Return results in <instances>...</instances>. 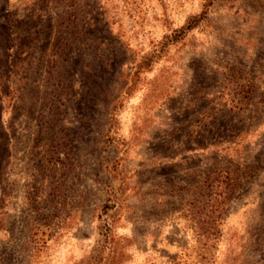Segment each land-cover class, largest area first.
I'll use <instances>...</instances> for the list:
<instances>
[{
	"label": "rangeland",
	"instance_id": "rangeland-1",
	"mask_svg": "<svg viewBox=\"0 0 264 264\" xmlns=\"http://www.w3.org/2000/svg\"><path fill=\"white\" fill-rule=\"evenodd\" d=\"M0 264H264V0H0Z\"/></svg>",
	"mask_w": 264,
	"mask_h": 264
}]
</instances>
